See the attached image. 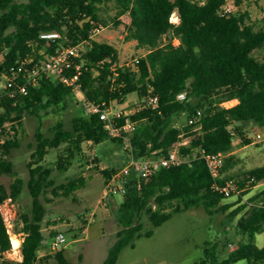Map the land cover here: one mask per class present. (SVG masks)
<instances>
[{
    "label": "trees",
    "instance_id": "1",
    "mask_svg": "<svg viewBox=\"0 0 264 264\" xmlns=\"http://www.w3.org/2000/svg\"><path fill=\"white\" fill-rule=\"evenodd\" d=\"M106 1L114 3L116 25L122 21L120 17L128 19L124 39L135 40L145 52L138 63L125 65L118 61L114 46L90 39L81 57L79 75L85 105L108 108L112 101L123 103L128 94H137L140 106L131 114L114 117L117 124L126 117L136 123L130 145L137 159L165 155L183 136L190 137L179 146L180 154L188 155L187 161L161 167L139 185L134 172L126 175L125 191L115 212L121 226L102 262L116 264L124 248L133 246L143 233L150 236L155 227L172 216V211L203 206L208 214H214L232 205L222 202L227 196L213 187V179L198 151L203 148L209 153H228L217 183L234 180L222 175L233 165L234 156L229 154L233 132L229 126L238 121L264 123V54H254L264 47V26L251 20L246 9L221 13L226 0H0V77L20 59L34 55L33 63L58 46L88 38L93 27L106 22L101 15ZM234 1L236 5L241 0ZM174 11L179 15L178 23L170 20ZM43 31H57L60 37L48 42L40 38ZM42 47L44 51L39 52ZM73 71L69 69L66 74ZM182 91L185 98L178 100L176 96ZM74 93L71 86L57 77L42 75L16 100L6 95L0 99V175L14 176L8 190L0 182V204L7 198L16 199L25 183L16 175L9 158L12 148L19 146L17 125L21 118L30 115L40 119L50 111L61 114L70 106L76 110L70 128L58 119L50 127L49 136L43 133L39 121L36 146L27 162L26 186L32 197V210L21 214L22 258L7 260L5 264H35L50 256H38V250L47 244L44 240L50 239L41 233L44 208L39 200L41 192L53 184L51 168L39 162L49 147L64 144L57 155V165L64 169L81 152L85 140L100 143L109 139L124 146L121 137L109 134L99 113L85 109ZM149 93L158 97L155 107L148 102ZM231 100L233 103L227 107L221 105ZM198 109L200 116L189 124L188 119ZM181 115L185 122L179 125ZM123 149L126 163L129 150ZM115 172L114 167L102 170L106 181ZM245 175L250 182H264V164L248 169ZM245 180L244 177L234 181L243 188ZM84 184L82 176L71 178L57 186L58 193L69 195ZM249 201L252 203L244 202L226 214L230 220L241 213L236 228L243 239L223 257L218 254V240L205 241L203 255L196 264L264 263V245L255 242V235L264 231V189L250 196ZM144 215L151 224L145 232ZM55 233L51 232V236ZM10 249V234L0 209V254ZM52 253L55 264H77L68 260L62 250Z\"/></svg>",
    "mask_w": 264,
    "mask_h": 264
},
{
    "label": "rangeland",
    "instance_id": "2",
    "mask_svg": "<svg viewBox=\"0 0 264 264\" xmlns=\"http://www.w3.org/2000/svg\"><path fill=\"white\" fill-rule=\"evenodd\" d=\"M235 6L240 10L246 9L251 20L258 26H264V0H241ZM101 8V15L106 22L102 23L94 39L114 46L120 63L125 64L136 57H141L145 49L138 47L135 40L124 39L128 19L120 17L122 21L117 25L114 23L116 9L113 1L104 2ZM171 20L173 22L179 20L177 11L171 14ZM38 50L43 52L44 47ZM254 54L261 57L264 54V47L255 50ZM2 57L3 51H0V60ZM34 57V55L30 56V58ZM50 76L54 78L53 75ZM2 81L1 76L0 82ZM74 94L81 101L80 104L89 110V106L85 105L82 99L83 95L76 91ZM140 101L137 94L132 92L126 96L124 104L112 101L109 106L110 114H131L140 106ZM75 114V107L70 106L61 114L50 111L40 119L36 116L25 115L17 125L19 146L12 148L9 158L16 175L21 177L25 183L16 199L7 198L0 204L9 234L13 238H15L13 233H21L19 230L22 226L21 214L30 213L32 210V197L26 186L29 178L27 162L31 159V153L36 146L35 132L39 121L42 122L43 133L49 136L50 127L58 119L63 121L65 127L70 128V119ZM177 122L179 125L184 124L185 117L181 115ZM229 129L233 132V146L229 153L234 156L231 159L233 165L222 175H227V178L232 177L234 180H242L245 177V190L234 192L222 199L223 203L232 204L226 211L208 214L203 206L172 211V216L155 227L150 236L143 233L134 240L133 246L124 248L116 264H196L203 255L205 241L218 240L220 242L218 254L223 257L236 247L238 241L243 239L242 234L236 228V221L241 213L230 220L226 214L244 202L251 204L250 196L264 189V182H250L247 179L248 176L245 175L248 169L264 164V141L259 138V134L264 136V123L238 121L229 126ZM189 138V136H183L180 141L187 143ZM63 145L49 147L39 161L42 165L51 168L50 178L53 179V184L47 186L39 196L44 208L40 222L41 233L48 239L51 232L62 231L66 242L60 250L68 260L77 264H102L109 247L116 239V231L121 226L115 212L122 199V194L114 190L108 195L104 194L108 181L105 180L102 170L114 167L116 172L119 171L125 163L126 151L123 149L124 146L109 139L100 143L85 140L82 142L81 152L77 153L70 160L67 168L63 169L57 165V155L62 152ZM225 157L226 154L223 160ZM78 176L85 178L84 186L69 195L58 193L60 191L57 189L58 185ZM13 178L12 175L2 174L0 182L8 190ZM143 220L145 223L143 232H145L151 228V224L146 215L143 216ZM18 236L23 237V233ZM255 242L259 246L264 245V231L255 235ZM12 245L11 242V249L0 257V264H5L10 259L20 260L22 258L21 256L17 259L19 253L12 250L14 247ZM51 253L47 249V244H44L38 250V256L45 254H50V256L48 259L37 260L35 264H55L56 259ZM243 263L239 261L236 264Z\"/></svg>",
    "mask_w": 264,
    "mask_h": 264
},
{
    "label": "built area",
    "instance_id": "3",
    "mask_svg": "<svg viewBox=\"0 0 264 264\" xmlns=\"http://www.w3.org/2000/svg\"><path fill=\"white\" fill-rule=\"evenodd\" d=\"M236 9L234 0H226L221 6V13L228 14ZM171 20V17H170ZM172 21V20H171ZM179 21V20H178ZM173 22V23H178ZM102 25L99 24L98 28H92L89 32L88 38L82 41L71 44V45H61L55 48L53 53L46 55L43 59L38 61H33L32 58L20 59L16 63L12 64L6 73L2 75L3 81L0 82V99L3 95L7 97L18 98V96L27 92L29 85H34L37 83L38 78L42 75H53L57 77L64 84L71 86L74 91L79 92L83 95L81 91V84L79 82V75L81 72L82 65V54L85 51L86 44L90 43V39L94 38L96 33L100 30ZM60 37L57 31H43L40 33V38L46 40H54ZM80 59V60H79ZM139 58H134L131 62H126L125 65H134L138 63ZM30 63V66L27 65ZM69 69L74 70L73 74H66ZM150 91V90H149ZM178 100H183L185 98V92H179L177 94ZM234 100L224 101L221 103L222 106L227 107ZM148 102L155 107L158 102L157 95L151 93L148 94ZM89 110L93 112H98L99 117L105 121V128L108 130L109 134L114 137H121L124 142V148L129 150L127 162L120 168L119 171L115 172L109 179L107 184V189H105L104 194L108 195L112 190L123 193L125 191L124 182L126 175L134 172L137 176L138 185L141 180H147L154 172H156L161 167H168L172 165H178L181 162L187 161L189 159L188 155H182L179 152V146L185 144V141H180L173 148L169 149L165 155H158L153 157H142L134 158L131 152L130 145V134L135 129L136 123L130 120L128 117L124 119L121 124H117L114 121V117H118L121 113L110 114V109L108 108H98L94 104H89ZM201 114V110H197L196 114L188 119L189 124H194ZM261 141H264V136L259 134ZM198 155L202 158L209 170V173L213 179V187L225 196H229L234 192H240L245 187L239 188L237 183L232 179H227L223 184H218L217 179L221 177V166L223 163L222 153H209L205 149L201 148L198 151ZM250 181V180H249ZM18 234L13 233L15 237L20 240L23 237H19ZM12 235H10V238ZM47 242V249L49 252H54L60 250L66 242L65 234L62 231L56 232L50 239L44 240ZM13 247V245H12ZM13 251H19L18 248H12Z\"/></svg>",
    "mask_w": 264,
    "mask_h": 264
},
{
    "label": "bare ground",
    "instance_id": "4",
    "mask_svg": "<svg viewBox=\"0 0 264 264\" xmlns=\"http://www.w3.org/2000/svg\"><path fill=\"white\" fill-rule=\"evenodd\" d=\"M11 242L14 245V248H18L20 246V240L17 237L13 238V236H12Z\"/></svg>",
    "mask_w": 264,
    "mask_h": 264
},
{
    "label": "crops",
    "instance_id": "5",
    "mask_svg": "<svg viewBox=\"0 0 264 264\" xmlns=\"http://www.w3.org/2000/svg\"><path fill=\"white\" fill-rule=\"evenodd\" d=\"M128 96V95H127ZM125 102H123V103H121V104H124ZM228 154V153H227ZM227 154H226V156H227ZM21 244V243H20ZM18 253H19V257H17V259H19V258H21V253H20V250L19 251H17ZM3 254H4V252L2 253V254H0V257H3Z\"/></svg>",
    "mask_w": 264,
    "mask_h": 264
}]
</instances>
